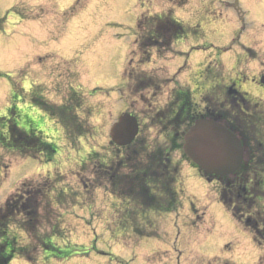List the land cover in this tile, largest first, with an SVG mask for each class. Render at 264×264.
Masks as SVG:
<instances>
[{
  "label": "rangeland",
  "instance_id": "rangeland-1",
  "mask_svg": "<svg viewBox=\"0 0 264 264\" xmlns=\"http://www.w3.org/2000/svg\"><path fill=\"white\" fill-rule=\"evenodd\" d=\"M168 6L172 4L165 0H0V117L6 115L11 104H16L22 109L16 120L18 126L26 131L29 128L43 131L46 136L52 133L54 138L49 141L56 146L51 161L45 163L32 156L24 158L21 151L0 148V216L15 215L16 223L12 227L19 237L18 246L24 244L30 249L24 255L18 253L10 264L259 263L263 249L219 202L216 183L206 181L188 164L181 170L177 207L170 213L155 207L120 208L110 194L102 196L100 203H91L90 196L81 193V187L95 178L100 156L110 146L111 124L124 110L148 118L156 110L150 98L153 91L141 93L134 83H129L122 94L114 87L116 93H110V98L105 91L97 92L90 102L85 97L82 108L85 117L79 110V120L86 121L91 139L72 143L63 134L62 145L55 130L61 128L26 100V87L43 82L54 90L52 86L61 80L62 84L57 86L64 89L63 84L72 81L74 70L75 90L84 93L96 87L105 90L122 84L123 76L132 73L128 62L131 59L139 62L136 45L139 18L143 14L161 13ZM205 8L203 0L174 7L175 17L189 25L191 31L187 30L175 41L173 53L159 57L155 50L151 63L139 66V71L155 67L150 73L176 76L181 85L183 82L191 85L201 62L219 60L223 51L220 47H231L232 56L239 57V62H248L247 45L254 48L264 38V0H256L254 11L250 9L256 15H251L249 20L245 17L246 32L241 38L245 46L232 45L240 21L235 19L232 21L235 26L228 33L216 36L204 27L209 22ZM192 23L197 27L193 29ZM143 54L142 62H145L147 55ZM158 66L165 70L156 69ZM169 91L170 87H166L162 94H157V97L161 95L160 102L165 101ZM50 94L47 95L52 97ZM94 109L98 113H93ZM142 121L144 125L147 123L145 119ZM154 131L147 127L143 133L154 141ZM14 138L20 144V138L16 135ZM33 146L28 144V151ZM92 151L99 153V160L82 164V155ZM180 158L181 153L174 154L175 160ZM73 184L78 190L76 194L71 192ZM29 186L37 190L31 191V200L37 204L38 220L41 219L31 224L20 211L24 203L28 204L26 197L21 196L31 189ZM20 197L17 204L15 201ZM117 211L127 219H115ZM135 224L138 231L134 230ZM19 225L24 230H19ZM48 234L40 243L39 238Z\"/></svg>",
  "mask_w": 264,
  "mask_h": 264
},
{
  "label": "flooded vegetation",
  "instance_id": "flooded-vegetation-1",
  "mask_svg": "<svg viewBox=\"0 0 264 264\" xmlns=\"http://www.w3.org/2000/svg\"><path fill=\"white\" fill-rule=\"evenodd\" d=\"M205 0L207 13H215L221 5L241 12V6L252 7L253 0ZM218 3V4H217ZM219 16V15H217ZM217 22V20H215ZM218 28L214 29L217 34ZM260 54L257 62H237L234 71H227L224 62L205 64L194 92H173L170 123L174 129V148L184 140V134L191 119L204 117L230 129L244 147V164L228 181L221 178L219 194L222 203L231 208L236 223L257 246L264 247V40L257 41ZM258 53V52H257ZM72 90L66 95L67 107L57 113L61 122L75 126V71ZM186 98V99H183ZM183 99V106L181 102ZM36 105L45 104L36 93ZM177 125L180 128H177ZM181 153L178 147L173 152ZM113 178H116L113 182ZM127 175L109 176V191L120 190ZM119 179V181H117ZM125 189L126 187H121ZM231 188V195H226ZM249 217H253L249 218Z\"/></svg>",
  "mask_w": 264,
  "mask_h": 264
},
{
  "label": "water",
  "instance_id": "water-1",
  "mask_svg": "<svg viewBox=\"0 0 264 264\" xmlns=\"http://www.w3.org/2000/svg\"><path fill=\"white\" fill-rule=\"evenodd\" d=\"M138 132L135 118L122 116L111 131L120 144L130 143ZM185 150L188 155L207 173H229L240 163L238 144L234 137L220 127L200 122L187 138Z\"/></svg>",
  "mask_w": 264,
  "mask_h": 264
},
{
  "label": "trees",
  "instance_id": "trees-1",
  "mask_svg": "<svg viewBox=\"0 0 264 264\" xmlns=\"http://www.w3.org/2000/svg\"><path fill=\"white\" fill-rule=\"evenodd\" d=\"M157 20V18H155V21L153 22V25L155 26L154 27V34H157V35H159V36H162V37H164V36H166V34H168V32H170V30H172V29H174L175 28V25L171 22H169V21H156ZM157 25V26H156ZM178 29H176V31H177ZM156 36V35H155ZM152 43H153V45H160L159 43H160V38H153V40L151 41ZM156 42H157V44H156ZM163 44H167L168 45V42H165V43H163ZM163 44H161L160 46H163ZM13 131V130H12ZM12 131H11V134H12ZM23 134H24V132H23ZM23 135H21V137H22ZM27 138H28V140H27V143L30 141V137H28L27 135H25ZM26 137H25V139H24V144H21L23 147H26L25 145V140H26ZM0 139H1V141L3 140L2 139V137H0ZM32 139V138H31ZM12 144V143H11ZM166 153L167 152H165L164 150H163V148H156L155 149V151L154 152H152V155H149V158H150V160H154L155 158L158 160V162L159 163H162V162H164L165 160H168V156L166 155ZM161 165V164H160ZM145 173H147V172H144V174ZM162 174H164V171H162V173H161V175ZM140 175H142L141 173H140ZM142 177V176H141ZM143 179V178H142ZM151 180V178H147V179H144V182L145 181H150ZM146 186H148L147 185V183L145 182V188H146ZM142 190H144V189H142ZM13 218H11V216L8 218L7 217V214L5 213V215H3V217L2 218H0V228L1 227H3V228H5L4 226L8 223V221H11ZM13 239H12V241H9L6 245H8V246H11V245H13ZM9 258V255H8V257H7V255L6 254H4V253H1L0 254V264H4L5 262H6V259H8Z\"/></svg>",
  "mask_w": 264,
  "mask_h": 264
}]
</instances>
